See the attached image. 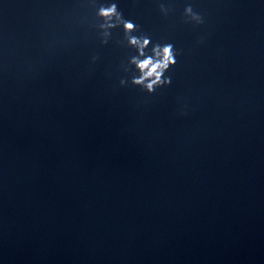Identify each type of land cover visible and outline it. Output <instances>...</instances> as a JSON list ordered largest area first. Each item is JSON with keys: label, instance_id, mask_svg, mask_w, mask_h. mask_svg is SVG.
I'll return each instance as SVG.
<instances>
[{"label": "water", "instance_id": "1", "mask_svg": "<svg viewBox=\"0 0 264 264\" xmlns=\"http://www.w3.org/2000/svg\"><path fill=\"white\" fill-rule=\"evenodd\" d=\"M112 2L0 0V264H148L264 184V0H115L178 53L151 94Z\"/></svg>", "mask_w": 264, "mask_h": 264}, {"label": "clouds", "instance_id": "2", "mask_svg": "<svg viewBox=\"0 0 264 264\" xmlns=\"http://www.w3.org/2000/svg\"><path fill=\"white\" fill-rule=\"evenodd\" d=\"M160 11L167 16L170 9L161 4ZM97 14L103 20L100 25L104 37L101 41L102 44L108 43L111 29L122 26L129 46L137 50V55L132 57L130 61L138 72V75H134L131 78L133 86L143 88L151 94L158 88H165L171 85V77L166 76L165 73L176 65V56L178 55L171 43H156L152 46L151 53L146 54L145 50L151 43L150 37L132 34L138 30V26L124 18L123 13L118 10L115 0L107 6L100 7ZM183 15L186 23L197 26L204 23L203 17L195 12L191 5L185 7ZM97 59L98 57L95 56L92 58L93 62ZM127 82V80L121 79L120 86H125Z\"/></svg>", "mask_w": 264, "mask_h": 264}]
</instances>
